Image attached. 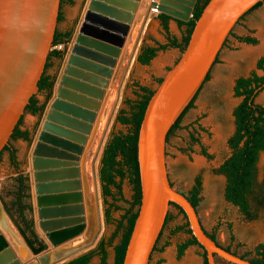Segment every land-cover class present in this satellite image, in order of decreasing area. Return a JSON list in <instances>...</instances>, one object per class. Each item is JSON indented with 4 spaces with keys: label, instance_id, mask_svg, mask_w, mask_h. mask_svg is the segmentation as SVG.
Returning <instances> with one entry per match:
<instances>
[{
    "label": "rangeland",
    "instance_id": "obj_1",
    "mask_svg": "<svg viewBox=\"0 0 264 264\" xmlns=\"http://www.w3.org/2000/svg\"><path fill=\"white\" fill-rule=\"evenodd\" d=\"M88 1L89 0H64L61 4L62 20L58 22L57 29L61 32L73 30V36L67 45L58 44L52 47V49H65V55L63 59L59 60L54 57L51 58L50 66L47 69L49 74L55 75V84H57L56 82L61 75L65 60L70 53L71 46L74 42V36L76 35L79 22ZM148 1L149 0H141L142 3L139 5L140 14H138L135 39L136 41H139L138 43L135 41L137 43L135 55L133 57L124 84L121 88L119 102L107 130L102 149L96 161L97 170L104 145L110 132L112 130L116 132H127L128 130L126 125L116 122L115 119L121 108L128 110V106L125 103L126 100L136 99V87H134V84L137 82L143 86L155 90L159 85L158 80L165 76L166 72L175 64L181 55V51L179 49L167 48L166 50H159L157 55L147 65L137 62L136 58L143 42H145L147 45L156 46L157 43H167L168 41V34L163 29L161 21L158 18L160 13L153 14L147 18V22L143 32L141 33L143 23L149 10L148 5H150L152 0L147 5L146 2L148 3ZM253 15L254 14L251 13L245 16L239 22V24L234 27L232 34L228 37V42L223 47V52L220 53V56L218 55L219 60L217 64L210 72V79L203 84L198 97L195 100L194 107L186 113L181 122V128L177 129L174 134L170 136L166 145L167 168L173 187L183 194L188 195L189 190L194 184L195 178L198 175L202 176V200L197 207V211L201 221L204 224V227L209 234H216L217 241L224 248H229L231 252H234L237 255H245L247 256V259L253 258L255 256L256 247L259 244L264 243V211H260L259 217L255 220H248L243 214H241L237 206L226 200V177L224 175L218 174L216 169L232 153V149L228 144V140L235 131V118L233 111L242 100V97H237L235 95L234 87L236 79L241 76H248L253 70H256L259 75H264L262 70L257 69V62L259 59L257 58L258 56L254 55V53L258 51L252 53L237 38L239 36L238 34L241 29V25L244 22L250 21ZM256 27L258 30L257 34L259 36L258 42H260L258 47L264 48V28L261 25H256ZM186 29L187 27L185 25L179 26L177 22H173L171 20L169 21L170 34L176 35L179 39H182ZM230 50L234 52H230ZM131 54L132 51L127 57L125 56V58H123L124 65H122V67L120 66L119 62L117 66V69H119L117 70L116 75H113V78L115 76V79H117L116 84L115 82H113V85L110 83L111 86L109 85L107 90L108 95L110 94L109 92H111V90L114 91L115 101L113 107L115 106L118 98V88L120 84L118 75L120 70L126 66V60ZM120 57L122 59L123 56ZM220 64H222V66ZM55 88L56 85H54L52 95L48 100L45 92L38 91L36 93L39 104L46 103L45 111H47L48 104L53 98ZM107 94L105 95V98ZM105 98L103 100L104 104ZM106 100H109V98ZM256 101L264 105V89L259 93ZM113 109L114 108H112V111ZM45 111L41 115H33L26 111L23 115L22 124L20 127L22 130L29 131L32 137L31 142H27L22 139H10L9 145L16 150L18 162L17 167L11 164L9 150H4L0 155V205L4 207V203H6L12 209L14 218L18 220L17 210L13 205L15 190L18 184L17 177L21 174L26 176L28 178L27 183L29 186L27 195L29 196L25 197L23 201L25 204L30 205L31 208L27 209L25 214L29 220H33L34 228L38 236L46 244V249L43 252L48 249V245L50 243L48 238L39 227V219L36 211L37 206L35 202L32 176L30 171V154L36 135L41 127L42 119L46 114ZM112 111L109 112L106 117L105 127L97 144V151L105 130L107 129ZM192 134L199 138L201 143L207 147L211 158L206 157L201 153L200 145L192 141ZM182 149H186L187 151H183ZM97 151L95 152V156ZM263 177L264 154L261 155L258 164V180L262 181ZM98 188L100 192V204L102 205L100 206L103 217V227L101 230H99V232H95L94 237L96 238L92 241V243H90L91 246L93 244L92 248L98 244L102 237L108 245L116 229L115 224L105 223V205L101 195L99 179ZM133 194V185L129 179L124 180V200L117 201L116 205L119 206L120 209H114L112 212V216L115 220L120 219L122 214L125 213V209L130 207L129 202L132 201ZM109 201L112 202L113 200L110 198ZM168 214V222L162 230V235L159 238L156 249L153 251L151 256L152 259L150 264H187L185 262L186 252L181 258L178 257V245L190 238L191 234L186 232H173L177 226L185 224L187 219L185 218L184 213H182L181 210L175 205L170 206ZM8 217L10 218L9 215ZM10 220L16 230L19 232L13 220L11 218ZM231 226L232 229L230 228ZM86 229L87 228H85V230ZM231 230L233 232L234 239H231ZM121 236L122 232H120V234L113 240L112 246H107L109 253V264H114L115 251L113 246L120 242ZM77 237L78 236L75 238ZM69 241L65 242L64 244L68 243ZM197 246L199 247L198 255L202 259V264H205V258L203 255L204 250L199 245ZM216 262L218 264H226V261L219 256H217ZM91 264H100V257L95 256L92 259Z\"/></svg>",
    "mask_w": 264,
    "mask_h": 264
},
{
    "label": "water",
    "instance_id": "obj_2",
    "mask_svg": "<svg viewBox=\"0 0 264 264\" xmlns=\"http://www.w3.org/2000/svg\"><path fill=\"white\" fill-rule=\"evenodd\" d=\"M61 1L0 0V153L9 144L31 98L39 91L38 84L57 31ZM260 1L209 0L195 23L187 47L150 98L138 138L141 202L122 264L150 263L171 203L184 211L193 236L207 253L208 264H217V256L233 264H253L250 259L228 251L212 239L201 223L197 208L187 195L172 186L167 168L166 145L172 125L204 84L230 33ZM196 3L197 0H152L141 33L151 8L187 22L193 17ZM137 43L118 75V98L94 159L96 180L99 174L95 161L119 102ZM97 198L99 204V190ZM92 247L71 253L54 264L72 260ZM33 255L40 256L39 263L34 264H50L49 257L43 251Z\"/></svg>",
    "mask_w": 264,
    "mask_h": 264
},
{
    "label": "bare ground",
    "instance_id": "obj_3",
    "mask_svg": "<svg viewBox=\"0 0 264 264\" xmlns=\"http://www.w3.org/2000/svg\"><path fill=\"white\" fill-rule=\"evenodd\" d=\"M140 2L89 0L67 63L55 84L56 98L36 135L31 176L39 227L50 243L43 253L50 264L86 248L95 240V232L103 227L93 165L98 139L105 127L103 121L99 122L95 140L87 142L135 15L139 14ZM153 14L151 10L149 16ZM109 93L103 104L105 117L114 108V91ZM39 257L33 255L0 205V264H34L39 263Z\"/></svg>",
    "mask_w": 264,
    "mask_h": 264
},
{
    "label": "trees",
    "instance_id": "obj_4",
    "mask_svg": "<svg viewBox=\"0 0 264 264\" xmlns=\"http://www.w3.org/2000/svg\"><path fill=\"white\" fill-rule=\"evenodd\" d=\"M63 1L64 0L61 1V4ZM208 2L209 0H197L193 17L189 21L185 22L175 19L179 26L185 25L187 27L182 39H179L176 35H171L169 32V21L173 18L169 15L160 13L158 18L161 21L163 29L168 34V41L167 43H157L156 46L147 45L145 42H143L136 58L137 62L147 65L157 55L159 50H166L167 48H177L183 52L188 45L196 21L201 16L203 9ZM263 4L264 0L258 2L240 19V21L246 15L258 9ZM61 20L62 13L60 11L59 22ZM231 34L232 32L230 35ZM72 36L73 30L61 32L57 29L53 46L58 44L67 45L71 41ZM238 39L249 44L258 43V40L251 36L238 37ZM227 42L228 39L226 40L224 46ZM64 55L65 49H52L48 57L45 71L38 84L39 92H45L47 100L51 97L55 85V75H51L47 71L48 67L50 66V60L53 57L61 60L63 59ZM218 60L219 59L217 57L215 63H217ZM257 69L264 72V55L259 58L257 62ZM210 72L208 73L204 83L210 79ZM162 80L163 78L158 80L159 84L162 82ZM202 86L172 125L168 133L167 142L169 141L170 136L173 135L177 129L181 128V122L186 113L194 107L195 100L197 99ZM134 87H136V99L126 100L125 103L128 106V110L121 108L115 119L116 122L126 125L128 130L127 132H116L114 130L110 132L104 145L98 166L101 195L105 205V223L115 224L116 226V229L108 245L112 246L113 240L120 234V232H122L120 242L113 246L115 251L114 264L123 263L127 245L138 216V208L141 202V184L138 162L139 129L148 102L155 92V90H152L149 87L143 86L137 82L134 84ZM263 89L264 75H259L256 70L251 71L248 76H241L236 79L234 87L235 95L237 97H242V100L233 111L235 118V131L228 140V144L232 149V153L216 169L218 174L224 175L226 177V200L237 206L241 214H243L248 220L257 219L259 217L260 211H264V177L262 181L258 180V164L261 155L264 154V105L256 101L257 96ZM45 108L46 103L39 104V100L35 94L31 98L30 103L27 105L26 111L33 115H41L45 111ZM22 119L23 117L16 126L11 139H23L24 141L31 142L32 137L29 131L22 130L20 127L22 124ZM191 138L193 142H196L200 145L201 153L204 156L211 158L207 147L201 143L200 139L194 134L191 135ZM4 150L10 151L11 164L17 167L18 162L16 150L8 144L1 151L0 155ZM182 150L187 151L186 149ZM126 179H129L133 185V198L132 201L129 202L130 207L125 209V213L122 214L120 219L115 220L112 216V212L114 209H120V207L116 205V202L119 200H124L123 182ZM27 181L28 178L23 174L17 177L18 184L13 200L14 207L18 208V212L23 219L22 222L24 227L17 219L14 218L12 209L6 203H4V208L32 252L34 254H39L46 249V244L38 236L34 228L33 220H28L25 216L26 210L31 208L30 205L25 204L23 201L25 197L29 196L27 195V190L29 189ZM202 191L203 179L202 176L198 175L194 180L193 186L189 190V194L187 195L188 199L196 208L202 200ZM110 198L113 200L112 202L109 201ZM171 205L177 206L181 212L184 213V211L178 205L172 203ZM168 218L169 214L166 218L165 225L168 222ZM185 218L187 219L186 215ZM230 228L232 229V226ZM173 232H186L191 234L189 239L178 245L179 258L184 255L186 249L191 245H199L204 250V248L199 244L198 240L193 236L188 221L183 225L177 226ZM208 235L217 241L215 233H208ZM231 239H234L232 230ZM108 245L102 237L94 248L62 264H91V261L95 256L100 257V264H109V253L107 250ZM156 246L154 250L156 249ZM225 249L231 251L229 248ZM203 255L205 258V264H208L207 253L205 250ZM241 257L247 258L245 255H241ZM250 260L253 264H264V243H261L256 247L255 256Z\"/></svg>",
    "mask_w": 264,
    "mask_h": 264
},
{
    "label": "crops",
    "instance_id": "obj_5",
    "mask_svg": "<svg viewBox=\"0 0 264 264\" xmlns=\"http://www.w3.org/2000/svg\"><path fill=\"white\" fill-rule=\"evenodd\" d=\"M89 2V1H88ZM88 2H87V4H86V7H85V9H84V11H83V14H82V17H81V20H80V22H79V25H80V23H81V21H82V18H83V15H84V13H85V10L87 9V5H88ZM141 3L142 2H140V5H141ZM139 10L140 9H138V11L137 12H139ZM255 11V12H254ZM254 11H252L251 13H253L254 15H253V17H252V19H250V21H247V22H244L242 25H241V29H240V31H239V36L238 37H246V36H251V37H254V38H256L257 40H259V36H258V30H257V27H256V25H261L263 28H264V4L262 5V6H260L258 9H256V10H254ZM251 13H249V14H251ZM140 14V13H139ZM248 14V15H249ZM247 16V15H246ZM138 20V15L136 16L135 15V20H134V23L131 25V29H130V32H129V35L127 36V39H126V42H125V46L123 47V49H122V53H121V56H123L124 58H125V56L127 57L128 56V54L132 51V53H133V51H134V49H135V46H136V30H137V21ZM171 21H173V22H177L176 20H175V18H173V19H171ZM239 24V23H238ZM79 25H78V27H79ZM78 29V28H77ZM63 32H65V31H63ZM237 37V38H238ZM239 40V39H238ZM136 41V42H135ZM242 42V41H241ZM243 44H244V46L248 49V50H250L252 53H254L255 51H258V52H255L254 53V55L255 56H258L257 58L259 59L260 57H262L263 55H264V48L263 47H258L259 46V44H260V42H258L257 44H249V43H246V42H242ZM131 48H132V50H131ZM222 50H223V48H222ZM220 51V53L221 52H223V51ZM230 52H234V51H231L230 50ZM220 53H219V56H220ZM260 55V56H259ZM69 58V55L67 56V59ZM67 59L65 60V63H67ZM120 60H121V57H120V59H119V62H120ZM65 63H64V65H65ZM217 63H215L214 65H213V67L216 65ZM64 65H63V67H64ZM221 66H222V64H220ZM212 67V68H213ZM119 69V68H118ZM117 68L115 69V75H116V72H117V70H118ZM62 70H63V68H62ZM212 70V69H211ZM224 70V69H223ZM62 73V72H61ZM61 76V75H60ZM60 78V77H59ZM59 78H58V81H59ZM114 79H115V77L113 78V79H111V83L112 82H114ZM56 88H57V86H56ZM56 88H55V93H54V95H53V98L51 99V101L49 102V104H48V107H47V111H48V109H49V107H50V105H51V103L53 102V100L56 98ZM103 104H104V102L102 103V106H101V108H100V111L98 112V115H97V118H96V121H95V123H94V125H93V129H92V132H91V134L89 135V140H88V142L87 143H91V141H94L95 140V138H96V136H97V133H96V131H97V128H98V126H99V122H101V121H103L102 123H105V121H106V117H105V113H104V107H103ZM47 111H46V113H47ZM45 116H46V114H45ZM43 117V119H42V122H41V126L43 125V123H44V121H45V119H46V117ZM41 128V127H40ZM96 134V135H95ZM101 136V135H100ZM100 136H99V138H100ZM36 141H37V137L35 138V141H34V143H33V146H32V150H31V154H30V171H32L31 170V167H32V164H31V156H32V152H33V148H34V146H35V143H36ZM98 141H99V139H98ZM89 143V144H90ZM98 144V143H97ZM85 146H87V145H85ZM85 151V150H84ZM82 161H83V159H82V157H81V160H80V168H81V170H82ZM82 174V173H81ZM81 178H82V175H81ZM82 182H83V178H82ZM33 190H34V184H33ZM34 196H35V193H34ZM200 217V216H199ZM201 220V219H200ZM201 223H202V225H203V227H204V224H203V222L201 221ZM204 229L206 230V228L204 227ZM206 232H208L207 230H206ZM189 239V238H188ZM221 245V244H220ZM222 246V245H221ZM198 250H199V247L197 246V245H191V246H189L187 249H186V256H185V262L187 263V264H202V259H201V257L198 255L199 253H198ZM153 254V253H152ZM237 255V254H236ZM152 259V258H151ZM223 259V258H222ZM223 260H225V259H223ZM226 261V264H233V263H231V262H229V261H227V260H225ZM217 263V262H216ZM172 264V263H171ZM174 264V263H173ZM218 264V263H217Z\"/></svg>",
    "mask_w": 264,
    "mask_h": 264
},
{
    "label": "flooded vegetation",
    "instance_id": "obj_6",
    "mask_svg": "<svg viewBox=\"0 0 264 264\" xmlns=\"http://www.w3.org/2000/svg\"><path fill=\"white\" fill-rule=\"evenodd\" d=\"M23 140V139H22ZM16 210H17V215H18V221L20 222V224L24 227V224H23V219H22V217H21V215H20V213L18 212V208H16ZM25 216H26V214H25ZM26 219H28L29 220V218L26 216Z\"/></svg>",
    "mask_w": 264,
    "mask_h": 264
},
{
    "label": "built area",
    "instance_id": "obj_7",
    "mask_svg": "<svg viewBox=\"0 0 264 264\" xmlns=\"http://www.w3.org/2000/svg\"><path fill=\"white\" fill-rule=\"evenodd\" d=\"M151 10L154 12V14L160 13L157 8H151Z\"/></svg>",
    "mask_w": 264,
    "mask_h": 264
}]
</instances>
